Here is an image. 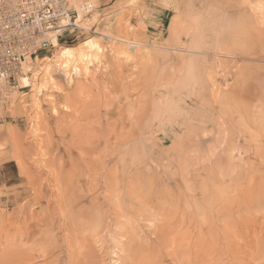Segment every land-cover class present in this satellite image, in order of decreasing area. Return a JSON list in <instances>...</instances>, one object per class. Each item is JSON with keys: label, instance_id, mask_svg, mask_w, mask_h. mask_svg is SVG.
<instances>
[{"label": "rangeland", "instance_id": "obj_1", "mask_svg": "<svg viewBox=\"0 0 264 264\" xmlns=\"http://www.w3.org/2000/svg\"><path fill=\"white\" fill-rule=\"evenodd\" d=\"M71 3L87 69L0 102V264H264V0Z\"/></svg>", "mask_w": 264, "mask_h": 264}, {"label": "built area", "instance_id": "obj_2", "mask_svg": "<svg viewBox=\"0 0 264 264\" xmlns=\"http://www.w3.org/2000/svg\"><path fill=\"white\" fill-rule=\"evenodd\" d=\"M84 7L89 10L71 0H0V102L21 89L18 77L24 75L26 58L49 45L45 33L59 30L67 32L66 40L77 39L82 27L76 21L79 11L86 15Z\"/></svg>", "mask_w": 264, "mask_h": 264}, {"label": "bare ground", "instance_id": "obj_3", "mask_svg": "<svg viewBox=\"0 0 264 264\" xmlns=\"http://www.w3.org/2000/svg\"><path fill=\"white\" fill-rule=\"evenodd\" d=\"M85 9H87V8H85V7L83 8V10L85 12L90 11V9L89 10H85ZM251 10H254V9L251 7ZM84 14L85 13L82 14V10L79 11V15H78V19H77L78 22H80V20L82 19V16H84ZM81 27H82L81 30L84 31L85 28L83 26H81ZM81 30H80V32H81ZM58 31L59 30H50V32L44 34V40L47 39L48 43L52 47L57 48V51H55L56 49H54L55 53L53 52L54 54L51 55L53 57H50V56L43 57V60H46V64H45V68H44L45 72L42 71L43 74H41V72L39 70L34 69V67L37 68V66H34V65L37 64L36 61H39V60H37V59H39L38 56L32 59V61L34 63V65H33L34 67L32 66L30 68V70H32V76H33L32 79L39 78L41 76L40 77L41 81L44 80V84H42V82L40 80L36 79L38 82H40L39 83L40 87L45 86L46 84H48L52 81L51 70L48 68V65H47L48 61L53 59L52 61L55 63V65L57 67L64 69V71H66V72H67L69 65L74 67V71H76V72L79 70L78 69L79 65L83 66V68L86 70L87 69V65H85V63H87L86 61L91 59L90 54L92 53V51H94L98 48L97 43L92 39V37L91 38L88 37L86 40H84L77 47L70 46V45H65V46L63 45L62 46L58 42L57 37L59 35H61V33ZM64 33L67 34V32H64ZM79 37H80V33L77 32V38H79ZM31 58L32 57L26 58L25 66L26 65L28 66V64L31 62L28 59H31ZM38 65H40V64H38ZM25 66H24V69H25ZM37 69H43L42 64H41L40 68H37ZM68 76H69V74H68ZM18 78H19V81L21 82L22 86H25V87L31 86V84H32V82L30 81L31 76L29 77L25 71H24V75H20V77H18ZM210 80L212 83L211 94L213 97H216L218 95V92H219V86L216 82V79L210 78ZM37 81H35V82H37ZM12 101H13V99L7 101V103L12 102ZM221 126H222V124H221ZM224 135H225V133H224Z\"/></svg>", "mask_w": 264, "mask_h": 264}, {"label": "crops", "instance_id": "obj_4", "mask_svg": "<svg viewBox=\"0 0 264 264\" xmlns=\"http://www.w3.org/2000/svg\"><path fill=\"white\" fill-rule=\"evenodd\" d=\"M178 15H180V13H170V12H168L167 15H166V16H167V20H168V23H167V24H169L170 20H171L173 17H176V16H178ZM146 21H147V19H146ZM148 21L150 22L151 20L148 18ZM162 22H163V21H162ZM162 22L159 21L160 24H162ZM149 25H150V24H149ZM167 26H168V25H167ZM3 169H4V172H3V173H4L5 175H11V174H12V170H11L10 166H9V167L6 166V167H4Z\"/></svg>", "mask_w": 264, "mask_h": 264}]
</instances>
